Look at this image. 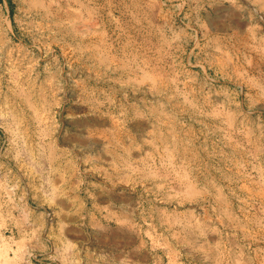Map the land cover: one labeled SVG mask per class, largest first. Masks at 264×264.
<instances>
[{"label":"rangeland","instance_id":"1","mask_svg":"<svg viewBox=\"0 0 264 264\" xmlns=\"http://www.w3.org/2000/svg\"><path fill=\"white\" fill-rule=\"evenodd\" d=\"M128 256L264 264V0H0V264Z\"/></svg>","mask_w":264,"mask_h":264},{"label":"crops","instance_id":"2","mask_svg":"<svg viewBox=\"0 0 264 264\" xmlns=\"http://www.w3.org/2000/svg\"><path fill=\"white\" fill-rule=\"evenodd\" d=\"M104 264H107V263H104ZM116 264H137V262L135 259H131V257L128 256V259H120L118 263Z\"/></svg>","mask_w":264,"mask_h":264},{"label":"bare ground","instance_id":"3","mask_svg":"<svg viewBox=\"0 0 264 264\" xmlns=\"http://www.w3.org/2000/svg\"><path fill=\"white\" fill-rule=\"evenodd\" d=\"M136 123L138 125H141V126H147V122H145L143 120L137 121ZM160 126H161V128H164V127L166 128L167 125H166V123H163V124L160 123Z\"/></svg>","mask_w":264,"mask_h":264}]
</instances>
